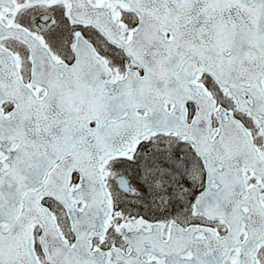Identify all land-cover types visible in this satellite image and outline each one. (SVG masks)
Masks as SVG:
<instances>
[{
  "label": "snow or ice",
  "instance_id": "snow-or-ice-1",
  "mask_svg": "<svg viewBox=\"0 0 264 264\" xmlns=\"http://www.w3.org/2000/svg\"><path fill=\"white\" fill-rule=\"evenodd\" d=\"M0 264H264V0H0Z\"/></svg>",
  "mask_w": 264,
  "mask_h": 264
}]
</instances>
